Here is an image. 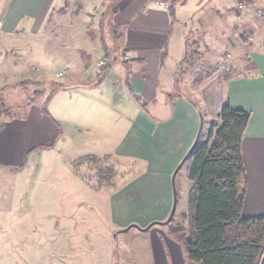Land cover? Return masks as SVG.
I'll return each mask as SVG.
<instances>
[{
	"label": "rangeland",
	"instance_id": "1",
	"mask_svg": "<svg viewBox=\"0 0 264 264\" xmlns=\"http://www.w3.org/2000/svg\"><path fill=\"white\" fill-rule=\"evenodd\" d=\"M165 2L164 8L174 10L173 33L171 49H164L161 75L167 78L173 74L176 83L168 91L170 100L161 96L154 107L158 113L153 114L167 116L168 111L172 119L157 127L145 120L139 122L138 109L150 113L152 105L141 108L140 102L127 103L120 98V91L113 93L109 85L115 77L121 79L122 67H109L102 82L105 85L81 94L77 101H69L73 94H52L44 114L48 112L55 122L53 145L28 153L22 167L0 168V264H153L155 258L152 262L147 249L149 237L156 249L162 245L168 253L171 246L174 258H167V264H188L178 235L169 230L186 226L183 216L191 184L185 179V165L175 177L177 207L172 223L153 226L144 232V239L139 229L168 218L171 175L191 147L199 125L195 107L204 114L205 133L211 118L217 119L220 106L226 102L217 79L230 78L235 71L228 72V65L226 69L213 65L207 70L201 66L205 43L196 28L209 13L232 12L237 0ZM252 2L258 3L253 19L260 22L264 0ZM243 3L240 0L238 4L243 8ZM78 9L74 4L70 7L73 12ZM225 61L230 63L227 55ZM49 73L53 81L49 85L62 81L55 76L56 67ZM32 90L17 89L7 101L4 98L11 114L23 115ZM48 90L51 87L42 90L45 96ZM101 90L107 93L106 101L101 99ZM180 95L192 104L184 101L177 106ZM45 96L36 102L40 105ZM191 119L193 137L187 132ZM134 122L141 126L138 130L133 128ZM99 171L108 174L102 179ZM129 225L137 228L119 232Z\"/></svg>",
	"mask_w": 264,
	"mask_h": 264
},
{
	"label": "crops",
	"instance_id": "2",
	"mask_svg": "<svg viewBox=\"0 0 264 264\" xmlns=\"http://www.w3.org/2000/svg\"><path fill=\"white\" fill-rule=\"evenodd\" d=\"M165 1L0 0V71L5 74L0 73V94L5 88L19 89L23 82L40 83L46 88L53 82L49 72L56 67L55 76L63 75L58 76L62 81L56 84L58 93L53 95L73 94L74 99L70 95L69 101H77L81 94L88 95L105 85L106 72L97 78L102 71L97 68V61L104 58L106 66L122 67L121 79L115 77L109 84L113 93L120 91V98L127 103L140 102L141 108L152 105L150 113L138 109L139 122L145 120L152 127L165 125L172 119L170 112L167 116L157 114L160 118L153 114L158 113L154 107L161 96L170 100L172 94L168 91L176 83L173 74L167 78L161 75L164 49H171L173 33ZM243 1V8L237 0L232 12L227 9L224 13H209L196 30L205 43L201 66L207 70L213 65L221 69L228 65V72L235 71L234 76L219 78L217 82H221L225 101L233 109L250 113L241 143L245 166L241 217L249 219L264 215V19H253L252 11L258 3ZM72 4L79 9L71 11ZM112 25L119 27L117 39L111 33ZM226 55L229 64L224 63ZM101 95L102 100L108 99L102 90ZM178 99L177 106L188 98L180 95ZM212 121L216 120L211 118L209 123ZM133 125L135 130L141 127L137 122ZM194 130L191 119L187 132L193 137ZM55 136V122L50 114L41 113L38 103L29 105L21 117L5 122L0 131V168L23 165L28 153L53 145ZM140 232L141 238H146ZM149 241L147 249L152 262L155 258L153 264H167V258H174L171 246L166 253L162 245L156 249Z\"/></svg>",
	"mask_w": 264,
	"mask_h": 264
},
{
	"label": "trees",
	"instance_id": "3",
	"mask_svg": "<svg viewBox=\"0 0 264 264\" xmlns=\"http://www.w3.org/2000/svg\"><path fill=\"white\" fill-rule=\"evenodd\" d=\"M167 10L169 15L174 12L171 7ZM118 32L119 27L112 25L111 33L116 39ZM109 67L105 66L97 78H101ZM31 87L32 100L27 106L45 96L40 83L23 82L17 88L24 92ZM50 87L40 104L43 114L50 96L59 89L48 83L47 88ZM3 91L0 94V131L5 120L16 117L5 101L17 91L13 88ZM195 109L203 119L204 114ZM249 119V112L233 109L224 102L216 121L209 123L205 133L202 126L199 138L183 164L185 179L191 184L187 213L183 216L186 226L185 229L177 226L169 230L178 235L188 264H264V215L249 219L241 217L245 195L241 143ZM98 173L102 179L105 173L108 174L106 171Z\"/></svg>",
	"mask_w": 264,
	"mask_h": 264
},
{
	"label": "water",
	"instance_id": "4",
	"mask_svg": "<svg viewBox=\"0 0 264 264\" xmlns=\"http://www.w3.org/2000/svg\"><path fill=\"white\" fill-rule=\"evenodd\" d=\"M199 116V126H198V130H197V134L195 136V139L191 145V147L189 148V150L186 152V154L184 155V157L182 158V160L180 161V163L177 165L176 169L174 170V172L171 175V179H170V186H171V190H172V206H171V210L170 213L168 215V218L163 221V222H152L150 223L148 226H146L145 228H140L139 231L142 232H146L148 231L150 228H152L155 225H167L170 223V221L172 220L175 211H176V207H177V193L175 190V177L177 175V173L179 172V170L181 169V167L183 166L185 160L188 158L189 154L191 153L193 147L195 146L198 138H199V134L201 132L202 126H203V119L201 117L200 114H198ZM130 228H137V226L135 225H129L128 227H126L125 229L119 231V232H127Z\"/></svg>",
	"mask_w": 264,
	"mask_h": 264
},
{
	"label": "built area",
	"instance_id": "5",
	"mask_svg": "<svg viewBox=\"0 0 264 264\" xmlns=\"http://www.w3.org/2000/svg\"><path fill=\"white\" fill-rule=\"evenodd\" d=\"M105 66H106V60H105L104 58L99 59V60L97 61V68H98L99 70H102ZM58 76L61 77V74H59Z\"/></svg>",
	"mask_w": 264,
	"mask_h": 264
}]
</instances>
